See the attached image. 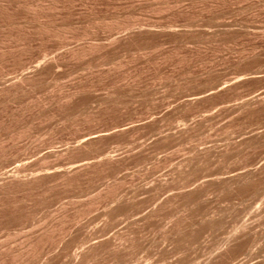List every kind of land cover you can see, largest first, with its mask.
I'll return each instance as SVG.
<instances>
[{
	"label": "rangeland",
	"instance_id": "1",
	"mask_svg": "<svg viewBox=\"0 0 264 264\" xmlns=\"http://www.w3.org/2000/svg\"><path fill=\"white\" fill-rule=\"evenodd\" d=\"M263 164L264 0H0V264H264Z\"/></svg>",
	"mask_w": 264,
	"mask_h": 264
},
{
	"label": "bare ground",
	"instance_id": "2",
	"mask_svg": "<svg viewBox=\"0 0 264 264\" xmlns=\"http://www.w3.org/2000/svg\"><path fill=\"white\" fill-rule=\"evenodd\" d=\"M6 1V0H5ZM40 68V67H39ZM249 101V100H248ZM246 103V102H245ZM250 104V103H249ZM245 106V105H244ZM250 108V107H249ZM246 109V108H245ZM259 135H261V134H259ZM262 136V135H261ZM257 137H260V136H257ZM208 151L210 152V150L208 149ZM208 151H204V153H200L202 156H203V154H204V156L206 155V154H208ZM201 155H199V156H201ZM204 156L202 157V158H204ZM201 158V157H200ZM199 159V158H198ZM197 160V159H196ZM200 161V160H199ZM198 162V161H197ZM79 167V166H78ZM87 167V166H86ZM83 168V167H82ZM76 169H77V167H76ZM85 169V168H84ZM72 170V169H71ZM75 170V169H74ZM69 174V173H68ZM262 174H264V164L263 165H261V167L258 169L257 168V170H255V171H250V172H248V173H246V174H241V175H239V176H237V177H234V178H230V179H227V180H225V181H223V184H224V187L226 186L227 188L229 187L230 188V190L232 189V188H237L238 189V187H239V189H240V187H242V186H245V188L244 187H242V188H244V189H246V185L247 184H249V183H251V182H253L254 180H256V178L257 177H260V176H262ZM16 178V177H15ZM14 178V179H15ZM17 179V178H16ZM257 180H258V178H257ZM15 181V180H14ZM12 182V181H11ZM16 182V181H15ZM19 182V181H18ZM22 182V181H21ZM20 182V183H21ZM17 183V182H16ZM161 183V182H160ZM15 184V183H14ZM221 184H222V182H221ZM222 184V185H223ZM18 185V184H17ZM159 185V184H158ZM160 186V185H159ZM249 186V185H248ZM161 187V186H160ZM223 187V188H224ZM250 187V186H249ZM253 187V186H252ZM159 188V187H158ZM241 188V189H242ZM238 189V190H239ZM233 190V189H232ZM3 191V190H2ZM241 191V190H240ZM239 192V191H238ZM190 193V192H189ZM246 193V192H245ZM182 194V193H181ZM180 194V195H181ZM194 194V193H193ZM194 195H196V194H194ZM180 198V196L179 195H177V196H174V197H171V198H168L167 199V201L165 200V202H163L162 204L163 205H161V207H162V209H164L163 207H165V206H168V205H171V204H173V203H175L176 202V200L177 199H179ZM193 198V197H192ZM191 198V199H192ZM192 201V200H191ZM160 207V206H159ZM159 210V209H158ZM160 210H161V208H160ZM113 211V210H112ZM157 211H154V215H155V213H156ZM150 217V216H149ZM178 229V228H177ZM239 237V236H238ZM99 246V245H98ZM97 246V247H98ZM95 247V246H94ZM90 249H91V247H89ZM89 249V252L88 253H90V250ZM97 249V248H96ZM94 252H95V249L93 250ZM93 253V252H92ZM92 253H90V255L92 254ZM96 253V252H95ZM89 255V256H90ZM94 255V254H93ZM96 255V254H95ZM84 256V255H83ZM85 256H86V254H85ZM86 258V257H85ZM90 258V257H89ZM91 258H92V256H91ZM94 259H95V257H93ZM92 258V259H93ZM91 259V260H92ZM88 260H90V259H88ZM226 260V259H225ZM87 261V260H86ZM93 261V260H92ZM213 262V261H212ZM227 262V261H226ZM229 262V261H228ZM83 263H85V262H83ZM82 263V264H83ZM87 263V262H86ZM213 264V263H212Z\"/></svg>",
	"mask_w": 264,
	"mask_h": 264
}]
</instances>
